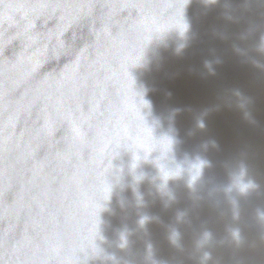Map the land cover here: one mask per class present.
I'll use <instances>...</instances> for the list:
<instances>
[{"label":"water","instance_id":"1","mask_svg":"<svg viewBox=\"0 0 264 264\" xmlns=\"http://www.w3.org/2000/svg\"><path fill=\"white\" fill-rule=\"evenodd\" d=\"M0 264H264V0H0Z\"/></svg>","mask_w":264,"mask_h":264}]
</instances>
